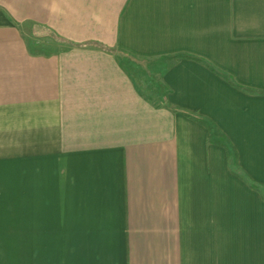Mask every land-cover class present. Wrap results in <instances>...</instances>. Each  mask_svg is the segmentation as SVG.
Returning <instances> with one entry per match:
<instances>
[{"label":"crops","instance_id":"1","mask_svg":"<svg viewBox=\"0 0 264 264\" xmlns=\"http://www.w3.org/2000/svg\"><path fill=\"white\" fill-rule=\"evenodd\" d=\"M0 264H264V0H0Z\"/></svg>","mask_w":264,"mask_h":264},{"label":"trees","instance_id":"2","mask_svg":"<svg viewBox=\"0 0 264 264\" xmlns=\"http://www.w3.org/2000/svg\"><path fill=\"white\" fill-rule=\"evenodd\" d=\"M50 36L56 38L57 40L60 41H66L65 39H63L60 36H56L52 31H49ZM173 108V107H172ZM174 109V108H173ZM210 129V132L213 136V134H217L219 131V128L213 124L212 122H208V121H203ZM219 134V133H218ZM224 140V141H223ZM217 141V140H216ZM220 143L223 144L226 149L228 150V152L230 153V155L232 156V164L233 166L237 165V155H236V151L234 150V148L232 147V144L229 142V140H227V138L222 135V140H220ZM237 174L241 175L239 173V168L234 170ZM242 176V175H241ZM253 186L258 187V189H261V186H257L255 184L252 183Z\"/></svg>","mask_w":264,"mask_h":264}]
</instances>
